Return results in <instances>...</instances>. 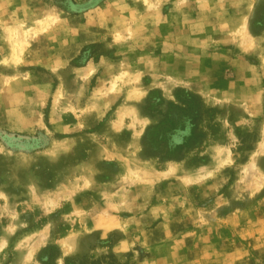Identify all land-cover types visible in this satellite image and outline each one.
<instances>
[{"label":"rangeland","instance_id":"obj_1","mask_svg":"<svg viewBox=\"0 0 264 264\" xmlns=\"http://www.w3.org/2000/svg\"><path fill=\"white\" fill-rule=\"evenodd\" d=\"M0 264H264V0H0Z\"/></svg>","mask_w":264,"mask_h":264},{"label":"bare ground","instance_id":"obj_2","mask_svg":"<svg viewBox=\"0 0 264 264\" xmlns=\"http://www.w3.org/2000/svg\"><path fill=\"white\" fill-rule=\"evenodd\" d=\"M262 181V180H261Z\"/></svg>","mask_w":264,"mask_h":264}]
</instances>
